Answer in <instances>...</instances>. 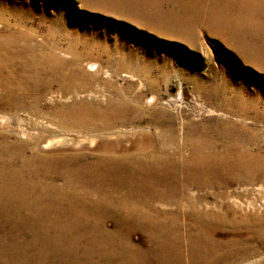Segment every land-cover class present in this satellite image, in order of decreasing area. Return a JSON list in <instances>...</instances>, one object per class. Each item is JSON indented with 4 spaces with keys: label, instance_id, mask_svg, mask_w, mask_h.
Wrapping results in <instances>:
<instances>
[{
    "label": "bare ground",
    "instance_id": "obj_1",
    "mask_svg": "<svg viewBox=\"0 0 264 264\" xmlns=\"http://www.w3.org/2000/svg\"><path fill=\"white\" fill-rule=\"evenodd\" d=\"M96 2L155 24L184 23L189 38L201 27L264 58V0ZM19 38L25 43L17 44ZM63 61L53 48L38 52L22 30L0 32V122L11 124L12 118V130L26 134L0 140V264H226L249 250L245 242L264 232V185L254 188L261 200L232 199L224 212L194 197L189 187L264 181V134L228 119L203 129L177 125L158 108L148 119L155 133L129 147L105 141L93 150L69 134L33 135L32 122L23 127L26 121L17 115L32 107L26 98L39 102L54 85L78 93L89 78L79 67L65 72ZM239 89L231 99L235 114L264 121L259 89ZM143 111L124 97L76 98L61 113L87 133L84 138L94 139L126 137L145 122ZM233 208L249 213L237 217ZM225 226L234 231L228 238L219 232ZM137 231L142 236L136 242Z\"/></svg>",
    "mask_w": 264,
    "mask_h": 264
},
{
    "label": "rangeland",
    "instance_id": "obj_2",
    "mask_svg": "<svg viewBox=\"0 0 264 264\" xmlns=\"http://www.w3.org/2000/svg\"><path fill=\"white\" fill-rule=\"evenodd\" d=\"M182 24L166 26L139 20L108 4H97L96 0H0V32L22 30L38 52L55 49L67 63L65 72L79 67L89 76L78 93L74 88L60 91L54 85L39 102L27 97L32 107L17 113L26 121L23 127H30L28 122H32V134L38 133L45 139L69 134L81 139L80 146L93 150L105 141L129 147L141 142L145 134L155 133L148 119L153 110L163 108L174 116L177 125L195 123L203 129L219 126L220 120L228 119L250 125L264 134V121H254L251 116L239 118L235 114L237 108L231 104L239 87L244 85L248 92L259 89L255 94L259 97V109H264V58H253L236 46L234 39L207 33L201 27L194 38H189L182 33L189 26ZM23 43L24 39L19 38L17 44ZM118 97L141 106L145 119L122 139L104 135L84 138L87 133L71 127L61 113L76 98L106 102ZM11 122H0V140L9 134L10 140H17V134L25 139L26 134L12 130L16 122L12 118ZM181 140L179 135L176 142ZM260 184L264 185V181L232 183L223 188L190 186L189 192L216 205V211L224 212L232 206V199L239 203L261 200L262 195L254 189ZM233 209L237 217L249 213ZM259 217H264V209ZM107 223L113 227L112 220ZM219 232L221 237L228 238L234 231L225 226ZM261 234L256 240L245 242L249 250L225 263L264 264V232ZM141 236L137 231L132 238L137 242Z\"/></svg>",
    "mask_w": 264,
    "mask_h": 264
}]
</instances>
